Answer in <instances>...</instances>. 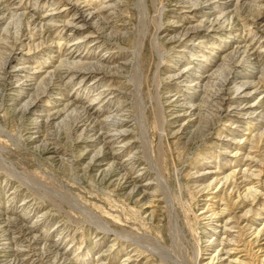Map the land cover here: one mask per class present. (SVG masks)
Segmentation results:
<instances>
[{
    "label": "rangeland",
    "instance_id": "374dc122",
    "mask_svg": "<svg viewBox=\"0 0 264 264\" xmlns=\"http://www.w3.org/2000/svg\"><path fill=\"white\" fill-rule=\"evenodd\" d=\"M0 9V264H264V0Z\"/></svg>",
    "mask_w": 264,
    "mask_h": 264
},
{
    "label": "bare ground",
    "instance_id": "6f19581e",
    "mask_svg": "<svg viewBox=\"0 0 264 264\" xmlns=\"http://www.w3.org/2000/svg\"><path fill=\"white\" fill-rule=\"evenodd\" d=\"M62 1V0H61ZM72 1H74V0H72ZM200 2L201 3V5H202V0H197V2ZM207 2V1H206ZM185 3V2H184ZM190 3V2H189ZM214 3V2H213ZM67 4V3H66ZM74 4H76V3H74ZM73 4V5H74ZM72 5V6H73ZM196 5H199V3H197ZM71 6V7H72ZM86 6V5H85ZM207 6V5H206ZM209 6H212V5H209ZM214 6H216V5H214ZM87 7V6H86ZM1 10V9H0ZM77 11L80 13V14H82L81 16H79L80 18H84V22H88V20L89 19H91V15H93V13H87L86 12V10H83V8H78L77 9ZM55 14V13H54ZM98 14H102V16H104V12L103 13H99L98 12ZM78 15V14H77ZM76 14H75V16H73V17H76L77 16ZM106 15V14H105ZM100 16V15H99ZM107 18V17H106ZM74 20L72 21V23H74V28H79V25H78V22H80L79 20L78 21H75L76 19L75 18H73ZM108 19V18H107ZM40 20V19H39ZM211 20V19H210ZM44 21V20H43ZM222 21V20H221ZM82 22V21H81ZM180 22V21H179ZM29 23H30V21H29ZM35 23V22H34ZM42 23V22H41ZM40 23V24H41ZM28 24V23H27ZM36 24V23H35ZM38 24V23H37ZM70 24V23H69ZM85 24V23H84ZM33 25V24H32ZM86 25V24H85ZM102 25V24H101ZM106 25V24H105ZM40 26V25H39ZM46 26V25H45ZM45 26H44V28H45ZM87 26V25H86ZM228 26H230V25H228ZM99 27V26H98ZM202 27V22L199 24V25H195V26H192V27H188V28H186L185 29V31H184V33H183V37H185L184 38V40H186V38H189V37H193L194 35H196L195 33L197 32V31H199L200 30V28ZM231 27V26H230ZM57 28H59V27H57ZM104 28V27H103ZM227 28V27H226ZM96 29V28H95ZM32 30H34V29H32ZM41 30V29H40ZM58 30V29H57ZM37 31V30H36ZM42 31V30H41ZM95 31V30H94ZM101 31V30H100ZM43 32V31H42ZM49 32H51V30L49 29ZM31 33V32H30ZM29 33V34H30ZM48 33V32H47ZM93 33V32H92ZM28 36V35H27ZM29 39V38H28ZM42 39V38H41ZM44 39V38H43ZM82 40V39H81ZM45 41H46V39H45ZM43 42V41H42ZM83 42V41H82ZM15 43V42H14ZM21 44V43H20ZM20 47V46H19ZM69 54V56L70 55H72V57L71 58H80V61H72L71 62V65H69V67L66 69V70H68V71H72L71 73H75V74H73L72 76V78H74V75H78L77 73H82V74H85V73H87V72H90V71H102V69H103V67H102V65H100V64H95V63H82L81 62V60H83V59H87L88 58V56L89 55H84V54H77V53H75V52H70V53H68ZM13 55V54H12ZM9 57V56H8ZM12 57V56H11ZM67 59V58H66ZM14 60V59H13ZM75 60V59H74ZM11 61V60H10ZM99 61V60H98ZM258 61V60H257ZM64 64V63H63ZM62 64V66H64ZM61 66V67H62ZM61 67H59V68H61ZM65 67V66H64ZM64 69V70H65ZM63 70V69H62ZM12 72V71H11ZM63 72V71H62ZM108 72V71H107ZM100 73V72H99ZM102 73V72H101ZM13 74V73H12ZM62 74V73H61ZM100 75V74H99ZM10 76V75H9ZM29 76V75H28ZM101 76V75H100ZM8 77V76H7ZM12 77V76H11ZM76 77V76H75ZM59 78V77H58ZM97 78H99V76L97 77ZM10 79V78H9ZM14 79V78H13ZM22 79V78H21ZM96 79V78H95ZM212 79V78H211ZM7 80V79H6ZM16 80V79H15ZM23 80V79H22ZM200 82V81H199ZM198 82V83H199ZM9 83V82H8ZM21 84V83H20ZM22 88V87H21ZM238 88V87H237ZM112 89V87H111V85L109 84V85H107V90L106 91H108V90H111ZM228 90V89H227ZM105 91V92H106ZM239 91V90H238ZM211 92V91H210ZM113 93H114V91H113ZM106 94V93H105ZM224 94V93H223ZM223 94H222V96H223ZM39 96V95H38ZM100 96V95H99ZM212 96H213V98H221L217 93H214V94H212ZM225 96V95H224ZM39 100V99H38ZM106 100H102V102L104 103V105L106 106L107 105V103L105 102ZM229 101H230V99H229ZM228 101V102H229ZM109 102V101H108ZM219 102V101H218ZM225 102V101H224ZM99 103V102H98ZM219 104V103H218ZM229 104V103H228ZM233 104V103H232ZM76 105V104H75ZM221 106H222V104H220ZM31 106H32V103L30 102V103H28L27 105H26V109H29V108H31ZM66 107V106H65ZM101 107V106H100ZM68 108H69V106H68ZM72 108V107H71ZM104 108V107H103ZM238 108H239V106H238ZM247 108V107H246ZM67 109V108H66ZM85 108H83L82 110H84ZM34 110V109H33ZM69 110V109H68ZM89 110H91V109H89ZM237 110V109H236ZM101 111V110H100ZM241 111H243V110H241ZM249 111V110H248ZM118 112V111H117ZM218 112V111H217ZM90 113V112H89ZM216 113V112H215ZM214 113V114H215ZM29 114V113H28ZM94 114V113H93ZM233 114H234V112H233ZM30 115H31V113H30ZM57 115H58V113H57ZM98 115V114H97ZM46 116V115H45ZM44 116V117H45ZM48 116V115H47ZM115 116V115H114ZM82 117V116H81ZM98 117H99V115H98ZM59 118V117H58ZM38 119L40 120V118L38 117ZM38 119H37V121H38ZM78 120V119H77ZM86 120V119H85ZM114 120V119H113ZM36 121V122H37ZM88 121V120H87ZM41 122V121H40ZM44 122V121H43ZM80 123V122H79ZM78 123V124H79ZM84 123V122H83ZM86 123V122H85ZM49 124V123H48ZM77 124V125H78ZM103 124V123H102ZM45 125V124H44ZM121 125V124H120ZM124 125V124H123ZM38 126V125H37ZM125 126V125H124ZM39 127V126H38ZM81 127V126H80ZM95 128V127H94ZM108 128H110V127H108ZM122 128V127H121ZM40 129H42V128H40ZM47 129V128H46ZM80 129V128H79ZM111 129V128H110ZM120 129V128H119ZM88 131H91V128H88L87 129ZM106 130H109V129H106ZM83 131V130H82ZM117 131V130H116ZM120 131V130H119ZM93 132V131H92ZM96 135V134H95ZM106 135V134H105ZM116 135V138L117 139H122V137H123V134L122 133H116L115 134ZM86 136V135H85ZM94 136V135H93ZM102 136V135H101ZM111 137V136H110ZM108 138V137H107ZM96 140V139H95ZM116 140V139H115ZM104 141V140H103ZM117 141V140H116ZM56 142V141H55ZM112 142V141H111ZM108 143V142H107ZM114 143V142H113ZM120 143V142H119ZM103 156V155H102ZM111 156V155H110ZM100 157V156H99ZM104 157V156H103ZM133 157H134V155H133ZM97 159V158H96ZM127 159V158H126ZM132 159V158H131ZM133 161V160H132ZM4 162V161H3ZM98 162V161H97ZM103 162V161H102ZM129 163H131V162H129ZM128 163V164H129ZM134 164V163H133ZM112 165V164H111ZM134 166V165H133ZM125 168V167H124ZM128 168V167H127ZM131 171V170H130ZM129 171V172H130ZM124 173V172H123ZM128 173V172H127ZM127 173H125L126 175H127ZM120 175V174H119ZM243 175H245V174H243ZM233 177V176H232ZM113 178V177H112ZM130 178V177H129ZM223 179H225V178H223ZM239 179V178H238ZM221 181V180H220ZM247 181V180H246ZM234 182V181H233ZM226 184V183H225ZM123 186V185H122ZM125 187V186H124ZM123 187V188H124ZM133 188H134V186H133ZM238 188V187H237ZM244 193V192H243ZM252 196L253 198H256L257 197V195H258V193L256 192V191H253V189L251 188L250 190H249V193H247V195L245 196V197H247V196ZM239 197V196H238ZM248 198V197H247ZM242 200V199H241ZM72 202V201H71ZM78 203V202H77ZM72 204H74V203H72ZM79 204H81L80 202H79ZM82 205H84V204H82ZM85 206H86V204H85ZM75 207V206H74ZM80 207V206H79ZM84 207V206H83ZM228 207H226V209H227ZM89 209V208H88ZM87 209V210H88ZM87 210H85V211H87ZM82 211V210H81ZM91 211H92V209H91ZM90 211H88L87 213H89ZM95 213V212H94ZM91 215H92V217H90V218H93L95 221H97L98 220V222L99 223H103L100 219H102V218H100V219H98L97 217H96V215H94V214H92V213H90ZM89 217V216H88ZM89 218V219H90ZM172 218H173V228H174V230L175 231H177V235H179V234H182L183 236H185V228L179 223V218H178V214L176 213V212H174L173 211V213H172ZM13 219V218H12ZM108 220V219H107ZM97 222V223H98ZM5 223H7V222H5ZM110 223V222H109ZM2 224V223H1ZM11 224V223H10ZM105 224V223H104ZM107 224V223H106ZM101 225V224H100ZM99 225V226H100ZM11 226H13V225H11ZM103 226H105V225H103ZM1 227V226H0ZM8 227V226H7ZM10 227V226H9ZM108 227V226H107ZM106 227V228H107ZM12 228V227H11ZM31 228V227H30ZM264 228V227H263ZM12 229H14V226H13V228ZM32 229V228H31ZM33 229H35V228H33ZM108 229V228H107ZM112 229V228H111ZM29 230V229H28ZM109 230H110V227H109ZM257 230H260V232H263V231H261V229H257ZM13 231V230H12ZM112 231V230H111ZM17 232V231H16ZM114 232V231H113ZM257 232V231H256ZM259 232V231H258ZM227 233V232H226ZM254 233V232H253ZM34 234V233H33ZM116 234H118V233H116ZM20 235V234H19ZM28 235V234H27ZM120 235V234H119ZM6 236V235H5ZM136 236H138V235H136ZM21 237V236H20ZM146 237H148V236H146ZM16 239V238H15ZM141 239V238H140ZM9 240V239H8ZM32 240V239H31ZM142 240V239H141ZM16 243V242H15ZM23 243V242H22ZM29 243V242H28ZM34 243V242H33ZM228 243H230V241H228ZM22 245V244H21ZM9 246H11V245H9ZM17 246V245H16ZM20 246V245H19ZM23 247V246H22ZM27 247V246H26ZM20 248V247H19ZM27 248H29V247H27ZM165 248V247H164ZM170 249V248H169ZM19 250H21V249H19ZM45 250V249H44ZM18 251V250H17ZM30 252V251H29ZM171 252V251H170ZM169 252V253H170ZM18 253V252H17ZM44 254V253H43ZM48 256V255H47ZM176 256V255H175ZM178 256H179V254H178ZM54 258V257H53ZM22 259V258H21ZM62 260V259H61ZM61 262V261H60ZM11 263V262H10ZM20 263V262H19ZM17 264V263H16ZM66 264V263H65Z\"/></svg>",
    "mask_w": 264,
    "mask_h": 264
}]
</instances>
